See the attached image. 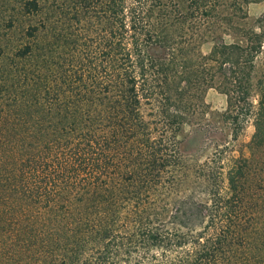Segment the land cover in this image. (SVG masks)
Instances as JSON below:
<instances>
[{
  "label": "trees",
  "instance_id": "obj_1",
  "mask_svg": "<svg viewBox=\"0 0 264 264\" xmlns=\"http://www.w3.org/2000/svg\"><path fill=\"white\" fill-rule=\"evenodd\" d=\"M254 1L106 0L117 30L87 94L24 106L0 84V264H264V71L250 100L263 43L243 22ZM211 87L235 136L253 117L262 159L191 175L176 135L207 114ZM17 106L27 115L7 113Z\"/></svg>",
  "mask_w": 264,
  "mask_h": 264
},
{
  "label": "rangeland",
  "instance_id": "obj_2",
  "mask_svg": "<svg viewBox=\"0 0 264 264\" xmlns=\"http://www.w3.org/2000/svg\"><path fill=\"white\" fill-rule=\"evenodd\" d=\"M27 1L0 0V44L5 49V55L0 58V66L4 67L0 84L7 83L11 90H17L24 106L35 98L57 95L66 100L87 94L78 91L79 84L103 78L109 58L107 42L111 40L110 32L115 34L117 30L116 17L106 11V0H38L39 9L31 12L25 7ZM246 8L248 18L243 21L244 26L261 34L263 43L252 73L250 100L257 105L260 98L257 80L264 71V0L251 2ZM217 34H223L228 43L241 36L234 30L224 34L216 29L214 35ZM213 44L208 37L201 46L202 53L209 55ZM27 46L30 52L18 57L17 52ZM205 100L208 112L198 119L200 123L184 124L176 135V139L183 141L188 174L192 175V170L205 162L225 174L233 158L261 160V151L251 143L255 131L253 117L245 121L235 136L234 125L222 115L228 109V96L211 87L206 90ZM16 110L27 115L20 106L8 107L7 113ZM218 143L225 151L221 160ZM220 162L223 169L219 168Z\"/></svg>",
  "mask_w": 264,
  "mask_h": 264
}]
</instances>
